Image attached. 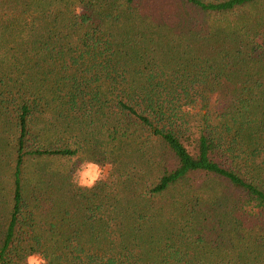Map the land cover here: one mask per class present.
<instances>
[{
  "label": "trees",
  "instance_id": "obj_1",
  "mask_svg": "<svg viewBox=\"0 0 264 264\" xmlns=\"http://www.w3.org/2000/svg\"><path fill=\"white\" fill-rule=\"evenodd\" d=\"M34 254L264 264V0H0V264Z\"/></svg>",
  "mask_w": 264,
  "mask_h": 264
},
{
  "label": "clouds",
  "instance_id": "obj_2",
  "mask_svg": "<svg viewBox=\"0 0 264 264\" xmlns=\"http://www.w3.org/2000/svg\"><path fill=\"white\" fill-rule=\"evenodd\" d=\"M100 175L101 171L98 166L88 163L77 173L76 182L81 186L91 187ZM26 264H46V260L42 256L34 254L26 257Z\"/></svg>",
  "mask_w": 264,
  "mask_h": 264
},
{
  "label": "rangeland",
  "instance_id": "obj_3",
  "mask_svg": "<svg viewBox=\"0 0 264 264\" xmlns=\"http://www.w3.org/2000/svg\"><path fill=\"white\" fill-rule=\"evenodd\" d=\"M86 164H84V165H82L81 167H80V164H79V167L77 168V171H76V173H75V175H74V182L75 183H77L76 182V178H77V173L85 166ZM98 169L101 171V175L99 176V178H97L94 182H96L97 180H99V179H103V178H106V176L108 175V173H109V167H106V166H104V167H101V166H98ZM93 182V183H94ZM78 184V183H77ZM79 185V184H78Z\"/></svg>",
  "mask_w": 264,
  "mask_h": 264
}]
</instances>
